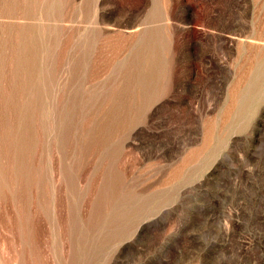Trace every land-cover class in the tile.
I'll list each match as a JSON object with an SVG mask.
<instances>
[{"label":"rangeland","instance_id":"obj_1","mask_svg":"<svg viewBox=\"0 0 264 264\" xmlns=\"http://www.w3.org/2000/svg\"><path fill=\"white\" fill-rule=\"evenodd\" d=\"M0 264H264V0H0Z\"/></svg>","mask_w":264,"mask_h":264}]
</instances>
